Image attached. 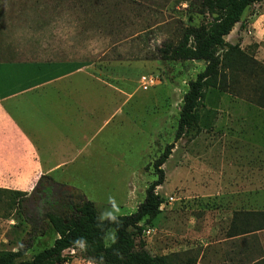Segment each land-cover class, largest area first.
<instances>
[{"label":"rangeland","instance_id":"rangeland-1","mask_svg":"<svg viewBox=\"0 0 264 264\" xmlns=\"http://www.w3.org/2000/svg\"><path fill=\"white\" fill-rule=\"evenodd\" d=\"M263 12L264 0L247 7L241 17L243 26L237 23L225 40L241 43L250 38V20L258 19ZM209 20L211 16L202 12L199 0H0V58L72 56L96 60L102 55L101 60L109 65L116 62L124 67V125L113 127L114 121L102 136H107L109 153L115 150L118 157L102 159L101 173L90 181L97 184L100 180L102 184L107 177L112 185L117 182L110 199L122 195L124 200L115 204L113 199L111 206L97 203L101 218L130 214L144 199L147 186L156 178L152 162L174 140L188 81L205 66L202 61L161 60L158 48L166 41H177L184 28ZM247 50L255 52L254 48ZM246 74H237L232 86L243 99L252 82ZM142 75H154L158 81L144 91L138 82ZM223 94L216 89L207 92L200 112L202 124L209 123L208 128L213 120L221 121L226 115V101L220 99ZM219 124L214 133L218 144L223 129ZM114 130L118 135L114 133L112 138ZM222 140L220 145L225 144ZM202 148L203 142L191 139L190 134L174 143L161 167L164 181L156 188L161 198L160 214L145 224L149 233L142 234L150 254L168 255L175 264L196 263V248H180V222L203 196V186L211 176L206 172L221 165L223 169L235 165L264 168V146L259 153L251 150L250 157L224 159L203 156ZM207 188H211L210 183ZM60 196L57 192L48 196L40 186L36 194L20 203L12 191L0 190V249L17 250L29 245L25 257L30 259L50 246L56 234L44 214L63 206ZM107 198L102 195L99 200ZM107 237L109 243L112 233ZM81 248L65 250L63 264H90L83 259Z\"/></svg>","mask_w":264,"mask_h":264},{"label":"crops","instance_id":"crops-1","mask_svg":"<svg viewBox=\"0 0 264 264\" xmlns=\"http://www.w3.org/2000/svg\"><path fill=\"white\" fill-rule=\"evenodd\" d=\"M250 27L251 37L242 39L240 47L264 66V12L250 20ZM100 57L0 58V190L30 193L46 176L42 188L51 183L75 188L95 206L124 200L122 195L110 199L117 182L112 185L106 177L102 184L90 183L101 173L102 159L118 157L113 149L109 153L107 136H102L114 121L113 127H122L125 115L124 67ZM220 99L226 101L225 117L196 136L203 142V156L259 153L264 108L229 93ZM217 124L223 127L219 144ZM218 168L206 172L211 176L203 196L181 219L180 248H196L195 264H264V168ZM102 195L107 200L100 201Z\"/></svg>","mask_w":264,"mask_h":264},{"label":"trees","instance_id":"trees-1","mask_svg":"<svg viewBox=\"0 0 264 264\" xmlns=\"http://www.w3.org/2000/svg\"><path fill=\"white\" fill-rule=\"evenodd\" d=\"M261 1L199 0L202 12L210 15L211 20L184 28L177 41H166L158 48L161 60L202 61L205 66L188 81L174 140L152 162L156 178L147 186L144 199L135 211L101 218L95 204L79 190L51 183L45 194L61 193L60 201L64 203L44 214L56 238L30 259L25 257L29 245H21L17 250L0 249V264H63L64 251L78 246H82L83 259L92 264H175L168 255L150 254L142 239L145 224L160 214L161 198L156 188L164 181L161 167L170 156L174 143L182 136L190 134L193 139L208 128L209 123L202 124L200 112L208 91L216 89L238 96L239 90L235 89V92L232 87L237 74L248 73L247 78L252 77L249 90L245 92L246 99L264 108V66L242 50L240 43L231 44L225 40L237 23L243 26L241 17L245 9ZM46 180L49 178L42 176L30 193H12L22 203L36 194ZM57 188H62V192ZM108 233H112V238L106 243Z\"/></svg>","mask_w":264,"mask_h":264},{"label":"built area","instance_id":"built-area-1","mask_svg":"<svg viewBox=\"0 0 264 264\" xmlns=\"http://www.w3.org/2000/svg\"><path fill=\"white\" fill-rule=\"evenodd\" d=\"M158 81V78H156L154 75H142L139 78V88L146 91L150 88H152L156 82ZM146 233H149V231H144Z\"/></svg>","mask_w":264,"mask_h":264}]
</instances>
